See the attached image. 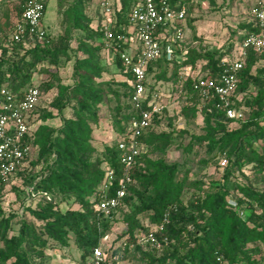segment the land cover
Here are the masks:
<instances>
[{
    "label": "trees",
    "instance_id": "trees-1",
    "mask_svg": "<svg viewBox=\"0 0 264 264\" xmlns=\"http://www.w3.org/2000/svg\"><path fill=\"white\" fill-rule=\"evenodd\" d=\"M24 1L14 7L16 20ZM92 2L71 0L64 6L60 0L56 1L60 26L65 33L79 34L74 48L66 35L49 39L46 29L40 42L33 39L8 44L5 32L0 29V87L17 99L31 87L40 94L32 111V131L25 138L31 151L23 170L8 180L0 178V264H52L45 255L49 241L64 248L69 245L70 235L79 251L78 263L73 264H85L93 248L102 249L118 219L125 227L117 237L122 239L116 247L109 245V255L117 256V262L132 258L139 264H264L260 258L264 251V147H256L264 143V48L248 49L237 73L230 101L232 108L243 112L242 119H228L217 96L202 101L193 87L198 77L217 79L225 66L236 60L243 40L259 32L250 11L259 3L264 10V0L252 5L249 19L240 23V32L232 34L225 48L205 52L185 49L182 32L173 51L179 60L168 61L163 53L146 70L148 95L159 93L156 83L160 81H180V96L201 102L200 133L191 135L182 151L191 152L195 142L204 144L212 154L211 161L225 157L227 164L215 168L218 179L210 181L208 189L204 182L187 183L190 168L186 167V160L168 162L164 158L174 134L181 137L185 132L157 131L164 109L140 138L142 149L132 171L134 183L128 187L129 196L109 217L95 210L96 195L106 182V170L113 173L107 192L110 195L114 192L121 177V165L114 143L104 144L101 155H95L93 131L101 122L100 105L106 96L116 102L112 113L115 135L126 131L136 110L130 102L131 76L123 72L117 53L111 59L122 80H102L105 69L100 53L106 50L101 30L104 16L98 10L92 21L87 13ZM133 2L114 1L113 30L124 22ZM47 3L44 0L43 17ZM170 3L184 9V19L194 6V0H170ZM161 44L164 45L163 40ZM126 49L127 45L119 46V51ZM62 61H72L71 85L61 84L58 68ZM196 66L199 70L193 77L189 72ZM183 71L188 73L182 79ZM50 92H55L53 98L44 103L42 96ZM64 108L69 109L70 116L63 117ZM58 116V127L48 125ZM245 166H249L252 178L257 179L243 173ZM11 179L18 180L20 185H12L10 190L28 199L15 234L11 232L17 214L5 213L1 206L4 189ZM189 187H195V191L189 200L182 202L181 195ZM26 188L31 190L27 192ZM228 199L243 209V217L228 204ZM66 200L77 208L61 210L58 205ZM164 217L168 222L156 236L166 237L167 241L159 248L137 245L136 234L161 223ZM109 255L105 254L102 264H116L109 260Z\"/></svg>",
    "mask_w": 264,
    "mask_h": 264
},
{
    "label": "built area",
    "instance_id": "built-area-1",
    "mask_svg": "<svg viewBox=\"0 0 264 264\" xmlns=\"http://www.w3.org/2000/svg\"><path fill=\"white\" fill-rule=\"evenodd\" d=\"M114 1H98L104 16L101 23L102 42L111 55L118 54L123 72L131 76L130 102L136 110V115L130 120L126 131L114 137L118 161L121 165L118 185L111 195L107 192L113 180V173L106 170V182L96 195L95 210L106 217L121 207L123 199L129 196L128 187L134 183L132 171L142 149L140 138L152 127L154 117L165 109L159 93L148 95L147 67L163 53L168 61L179 60V56L174 55L173 51L177 40L182 38L181 23L184 19V9L172 5L170 0H134L125 14L124 22L118 25V29L113 30L111 15ZM43 10L44 0H25L19 19L5 33L7 43L30 42L33 39L42 41L45 37L42 23ZM250 12L258 24L259 32L243 40L238 57L232 64L225 66L223 73L217 79L198 77L193 86L202 101L213 95L217 96L219 107L228 119L243 118L241 110L231 107L230 97L235 91L237 73L243 67L247 50L264 48V10L259 3L252 7ZM162 40L164 45L161 44ZM120 45H127V49L119 51ZM39 98V91L35 87L25 90L18 99L5 87H0V178L2 180L13 178L23 170L25 159L31 151V147L25 144V138L32 131V111ZM226 164V158L222 157L219 165L223 167ZM26 190L28 192L31 189L26 188ZM228 204L235 209L239 217H243V209L238 207L233 199H228ZM167 222V218L164 217L161 223L136 234V244L159 248L167 239L166 237L158 239L156 234L163 230ZM109 258L117 264V256L109 255ZM104 260L105 254L101 247H95L85 264H102ZM217 261H220V258Z\"/></svg>",
    "mask_w": 264,
    "mask_h": 264
},
{
    "label": "rangeland",
    "instance_id": "rangeland-1",
    "mask_svg": "<svg viewBox=\"0 0 264 264\" xmlns=\"http://www.w3.org/2000/svg\"><path fill=\"white\" fill-rule=\"evenodd\" d=\"M20 0H0V16L6 19L5 28L9 31L12 27L14 7ZM57 0H48L46 12L42 19L44 28L49 39L55 40L59 36L66 35L70 39V47L74 48L75 39L79 37L77 32H66L64 28L60 26V14L56 4ZM65 6L70 3L71 0H60ZM99 0H93L89 5L87 13L92 21H95L98 15V10L101 11ZM257 0H194V6L187 12L185 19L181 23L182 32L184 33L183 41L185 49H195L196 51H214L217 49H223L226 47L228 40L232 37V34L240 32L238 27L240 23L249 19V9L256 3ZM6 33V32H5ZM71 37V38H70ZM101 62L105 69L102 76V80L113 79L115 82L122 80L121 75L118 73V69L113 64L109 53L106 50H102L100 53ZM71 68L72 61H62L60 68H58V76L62 85H71ZM199 70V66H196L189 73L191 76H195ZM188 72L182 73L181 78ZM38 79V78H37ZM181 79V81H182ZM39 81V80H37ZM150 81L154 79L150 77ZM159 93L162 97L165 105V113L161 119L160 125L157 131H172L173 129H181L183 134L179 137L174 134L173 142L167 146L164 158L168 162H181L186 160L187 168H190L187 183L190 182H204L205 188L208 189L210 181H216L219 177V172L215 170L219 165L221 158H217L211 161L212 154L206 151L204 144L192 143L191 152L185 154L182 148L187 145L191 135H198L201 127V117L199 115L200 101L189 99L185 96H180V81L165 82L160 81L156 83ZM113 87H115L113 85ZM250 92L251 89L249 90ZM55 92H50L42 96L44 103L49 102ZM253 94V93H252ZM124 102L123 98L119 100ZM116 105L115 100L112 97L106 96L104 102L100 105L101 122L93 131L92 145L95 150V155L100 156L101 150L104 144L114 143V137L116 136L112 127V113L113 108ZM63 117L70 116L68 108H64ZM48 125L52 127H58L60 125L59 116L48 122ZM256 147H264V143L256 144ZM154 154L153 156H155ZM202 161H208L207 164ZM220 166V165H219ZM243 173L252 178V173L249 170V166L243 168ZM237 179L241 176L236 173ZM257 179V177L252 178ZM12 185H20L18 180L11 179L4 189V196L2 198L1 206L5 213H16L17 217L12 223V234L17 232V221L23 215V207L27 205L28 199L24 198V195L18 196L10 190ZM25 187L23 186V189ZM102 189L99 188L97 193ZM195 191V187H189L184 190L181 195V201L186 202L192 196ZM59 208L65 210L67 208L76 209L77 205L73 204L71 200L61 201ZM121 217V213L119 218ZM125 227L121 220H117L113 225L111 234L106 242L102 246V250L109 255L110 246H117L120 244L122 238H117L122 234ZM69 245L64 248H59L54 242L49 241V248L46 250L45 255L52 264H73L78 263L79 251L73 243V237L69 236ZM260 258L264 261V251ZM117 264H139L135 259L122 258ZM175 264V263H170Z\"/></svg>",
    "mask_w": 264,
    "mask_h": 264
},
{
    "label": "crops",
    "instance_id": "crops-1",
    "mask_svg": "<svg viewBox=\"0 0 264 264\" xmlns=\"http://www.w3.org/2000/svg\"><path fill=\"white\" fill-rule=\"evenodd\" d=\"M5 21H6V19L3 18L2 16H0V29H1L2 31H4V32L7 31V29L5 28V24H7V23H5ZM15 21H16V18L13 16V23H12V25L14 24ZM107 52H108V51H107ZM108 53H109L110 58H111V53H110V52H108Z\"/></svg>",
    "mask_w": 264,
    "mask_h": 264
}]
</instances>
